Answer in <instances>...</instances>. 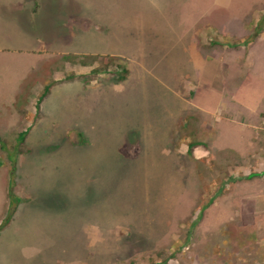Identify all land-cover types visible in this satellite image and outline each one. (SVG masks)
Returning <instances> with one entry per match:
<instances>
[{
  "label": "rangeland",
  "instance_id": "obj_1",
  "mask_svg": "<svg viewBox=\"0 0 264 264\" xmlns=\"http://www.w3.org/2000/svg\"><path fill=\"white\" fill-rule=\"evenodd\" d=\"M263 14L0 0V264H264Z\"/></svg>",
  "mask_w": 264,
  "mask_h": 264
},
{
  "label": "trees",
  "instance_id": "obj_2",
  "mask_svg": "<svg viewBox=\"0 0 264 264\" xmlns=\"http://www.w3.org/2000/svg\"><path fill=\"white\" fill-rule=\"evenodd\" d=\"M263 16H264V14H263ZM262 18H261V21H260V23L262 22ZM260 26H261V24H260ZM259 28H256V30H255V32L253 33V35H251L252 36V38L254 39L257 35H258V33H259ZM250 41V40H249ZM244 44V43H243ZM123 77V75H121V74H119L118 75V79H121ZM45 89H46V87H45ZM26 130H23V131H20L19 133H18V137H19V139L21 140V141H23L24 140V137H25V135H26ZM189 148L191 147V146H188ZM252 176V173H249V174H247L245 177L246 178H249V177H251ZM11 191H9V196L11 197ZM212 200L213 199H210L208 202H206V203H204L203 204V206H202V209L200 210V212H199V215H198V217H200V215H201V213H202V211H203V209L207 206V205H209L211 202H212ZM165 262H163V264H164ZM154 264H161L160 262H158V263H154Z\"/></svg>",
  "mask_w": 264,
  "mask_h": 264
}]
</instances>
